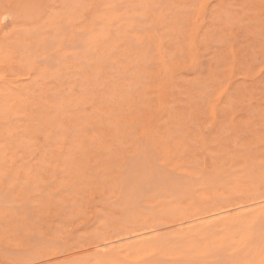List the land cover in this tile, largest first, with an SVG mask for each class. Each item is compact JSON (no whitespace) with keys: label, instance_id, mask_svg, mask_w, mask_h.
Listing matches in <instances>:
<instances>
[{"label":"rangeland","instance_id":"rangeland-1","mask_svg":"<svg viewBox=\"0 0 264 264\" xmlns=\"http://www.w3.org/2000/svg\"><path fill=\"white\" fill-rule=\"evenodd\" d=\"M143 156L197 181L178 214L264 198V0H0V264L147 226Z\"/></svg>","mask_w":264,"mask_h":264},{"label":"bare ground","instance_id":"bare-ground-1","mask_svg":"<svg viewBox=\"0 0 264 264\" xmlns=\"http://www.w3.org/2000/svg\"><path fill=\"white\" fill-rule=\"evenodd\" d=\"M173 169L167 162L145 158L131 168L119 169L121 187L127 189L123 203L130 206L143 201L150 210L146 215L149 222L98 242L95 264H118L122 260L123 264H264V198L178 214L176 202L191 192L197 181L173 174ZM159 207L165 211L156 215Z\"/></svg>","mask_w":264,"mask_h":264}]
</instances>
